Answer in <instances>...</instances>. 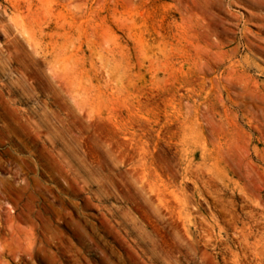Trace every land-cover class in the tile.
<instances>
[{"label":"rangeland","instance_id":"374dc122","mask_svg":"<svg viewBox=\"0 0 264 264\" xmlns=\"http://www.w3.org/2000/svg\"><path fill=\"white\" fill-rule=\"evenodd\" d=\"M0 264H264V0H0Z\"/></svg>","mask_w":264,"mask_h":264}]
</instances>
